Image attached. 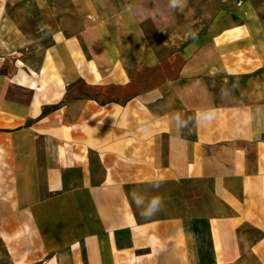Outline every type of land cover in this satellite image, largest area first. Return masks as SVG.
Masks as SVG:
<instances>
[{"label": "crops", "instance_id": "0c3cea01", "mask_svg": "<svg viewBox=\"0 0 264 264\" xmlns=\"http://www.w3.org/2000/svg\"><path fill=\"white\" fill-rule=\"evenodd\" d=\"M0 264H264V0H0Z\"/></svg>", "mask_w": 264, "mask_h": 264}, {"label": "clouds", "instance_id": "9594fccd", "mask_svg": "<svg viewBox=\"0 0 264 264\" xmlns=\"http://www.w3.org/2000/svg\"><path fill=\"white\" fill-rule=\"evenodd\" d=\"M187 5V0H169V7L173 11L183 12V9ZM195 36V33H192ZM238 85H233L236 87ZM221 98H226L230 95L227 89L222 88L220 90ZM216 118V109L207 108L204 110L197 111L194 115V123L199 125L201 123H211ZM192 117H189L188 120L181 118L180 113H174L170 118V126L177 133L180 134L184 129L188 128L189 122L192 120ZM153 189H158L160 187V181L151 182ZM131 202L136 206L137 209H140V214L144 218H151L161 211L164 210L165 200L164 197L160 194L149 195L146 193H138L133 191L130 193Z\"/></svg>", "mask_w": 264, "mask_h": 264}]
</instances>
